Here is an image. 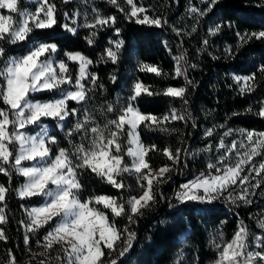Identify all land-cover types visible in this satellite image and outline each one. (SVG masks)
<instances>
[{
  "label": "snow or ice",
  "instance_id": "snow-or-ice-1",
  "mask_svg": "<svg viewBox=\"0 0 264 264\" xmlns=\"http://www.w3.org/2000/svg\"><path fill=\"white\" fill-rule=\"evenodd\" d=\"M70 0H64L69 3ZM90 0H82L87 5ZM25 5L34 4V11L21 7V0H0V12L7 10V14H0V101L5 107L0 108V174L8 177V186L0 184V204L6 207L7 194L12 190L13 175L24 178V183L15 189V194L22 200L39 197L43 203L40 206L28 207L21 205L27 216V221H21L26 229L24 245L31 251L28 233L36 235L45 226L48 230L43 237V243L37 239V246L41 252H33L32 259L44 257L39 264H52L49 255L58 245L55 264H118V259L124 257L133 247L136 233L130 228L137 222V218L144 215L145 210L151 209L159 199H165L159 191L162 184L168 183L173 172L182 174L187 166V157H194L188 148H164L163 155L171 164H164L153 169L148 161L150 151H160L156 145L145 146L138 132L141 125L160 130L174 131L164 127L166 122L191 119L187 112V87H166L162 93H153L142 82L134 83L131 94L123 104H108L100 115L106 120L102 126L96 123L92 112L88 110L89 93L98 85V77L89 71L93 61L80 52H65L66 59L59 57V46L56 43L38 40L36 30L53 29L58 23L57 7L50 0H24ZM107 3L124 13L127 21L137 25L155 26L162 28L168 21L159 16H150L148 9L135 0H107ZM206 7L198 8L189 0L187 12L194 14L196 24L213 12L220 0H200ZM257 6L264 7V3ZM130 9V10H129ZM92 18L85 19L81 25L72 14V25H61L73 35L78 34L80 27L89 29V36L85 37L89 45L95 43L98 31L105 27L112 28L116 24L115 16H103L95 7L91 9ZM87 17V13H84ZM69 19V13H64ZM238 28L231 20H222L208 27L202 41L203 48H207L210 40L222 32L223 28ZM172 30L180 35L179 29ZM120 29L115 28L119 37ZM197 31L194 25L191 35ZM237 47H243L252 40H264V30L259 32L236 31ZM24 45L26 52L19 56H10L5 45ZM108 47L100 55L98 62L119 63L123 39H110ZM165 47H168L165 43ZM171 52V49H169ZM231 52L230 49H225ZM175 61L174 73H164L156 65L141 62L140 71L154 73L157 76L177 79L183 77L186 85L193 82L188 79L189 68L195 64L187 63L186 55L181 52L173 57ZM68 61L78 65V72L72 75ZM264 72V64L258 69ZM115 84L117 77L110 76ZM232 79L239 86V94L252 93L256 90L255 73L248 76H233ZM240 81L243 85L240 86ZM90 84L91 87H86ZM103 88V85H100ZM50 93L48 100L35 99L36 94ZM162 94L167 97L180 98L185 105L184 112L172 108L163 117L143 114L135 102L142 95ZM76 102L79 107L70 108L69 102ZM252 112V106L246 109ZM83 113V119H80ZM107 114L114 118L108 119ZM264 118V101L260 102L259 110L255 113ZM240 115V113H233ZM75 116L74 126L65 132L70 148L59 147L57 134L50 131V126L43 121L50 118L56 121V127L62 131L67 128L69 118ZM91 125V126H90ZM127 126V128H125ZM193 122V127H195ZM217 127L223 129L224 124L213 125L205 129V136L211 137ZM29 128H34L30 132ZM127 132V147L121 143V137ZM238 133L240 140H232L229 145L225 138ZM80 135V143H74V137ZM58 151L53 152V146ZM211 145L200 149L199 152L211 151ZM243 150V151H241ZM220 153L214 162L207 165V173L201 172L194 179L180 184L175 193L176 204L169 203V208L183 205L179 209L182 216L208 215L213 211L210 205L223 200L239 206L240 203L250 205L251 197L256 195V189L264 184V159L256 166L255 157L264 155V131L246 130L243 128H227L217 146ZM231 153L239 159L235 165L228 163ZM125 157L131 160L129 165ZM248 175H242L245 165ZM27 165V166H26ZM90 170L101 181L111 185L116 190H124L128 186L120 179L122 174H135L139 185V195H129L117 198L110 195H93L86 200L81 199L83 185L80 180L82 171ZM255 173V176L251 173ZM255 181V183H252ZM235 186V187H234ZM102 206V208L100 207ZM5 207H0V225L7 222ZM110 212V216L107 214ZM127 218L123 229L118 228L117 218ZM189 229L191 227L190 221ZM256 226L264 230V218L256 220ZM188 233L185 232L186 236ZM7 237L0 227V240ZM122 243V247H120ZM209 245L217 253L215 264H264V234L250 231L241 220L230 241H225L223 232H219L209 241ZM119 248V251H118ZM105 249L107 252H105ZM183 252L177 254L174 264H181ZM9 264H18L9 252ZM115 257V258H113ZM198 264V261H197Z\"/></svg>",
  "mask_w": 264,
  "mask_h": 264
},
{
  "label": "trees",
  "instance_id": "trees-1",
  "mask_svg": "<svg viewBox=\"0 0 264 264\" xmlns=\"http://www.w3.org/2000/svg\"><path fill=\"white\" fill-rule=\"evenodd\" d=\"M50 2L55 3L57 7L58 23L53 29L36 30L34 35L40 41L56 43L59 46L60 58L66 59L65 52H80L93 61L89 71L97 75L98 85L89 93L87 107L93 113L96 123L101 126L106 123L105 118L100 115L101 111H104L108 104H123L137 81L142 82L153 93H162L168 86L187 87L186 108L187 112L191 113V119L166 122L164 127L174 129L170 132L153 130L143 125L139 127L138 132L145 146L156 145L160 150L150 151L148 154L147 158L153 169L166 163L171 164V161L163 155L162 150L166 147L173 151L177 148H188L192 153L198 154L187 157V166L183 168L182 174L173 172L171 180L160 186L159 191L163 193L165 199L158 198V203L151 209L145 210L144 215L137 218L136 224L130 225L131 230L136 233V239L132 249L118 259V264H174L177 254L181 251L184 254L181 264H197V261L198 264H215L217 253L210 247L209 241L219 232H223L225 241H230L239 222L243 220L250 231L264 234V230L256 226V220L264 218V184L256 189V195L251 197L252 204L240 203L236 206L220 200L210 205L213 211L206 216H188L187 213L181 216L178 210L182 209L183 205H177L174 208L168 206L169 203L176 204L175 193L179 190L180 184L192 180L201 172L207 173L208 163L214 162L215 157L220 154L217 146L227 128L264 131V118L255 114L259 110L260 102L264 101V72L258 70L264 64V40H252L238 48L236 36V31L251 33L264 30V7L257 6L259 3H264V0H220L213 12L203 18L199 24H196L194 14L187 12L189 0H135L138 5L142 3L148 9V15L159 16L168 21L162 28L137 25L134 21L125 20L124 13L107 3V0H90L87 5L83 4L82 0H70L69 3H64V0H50ZM192 5L198 8L206 7L205 4L200 3V0H192ZM24 6L32 5H25L21 0V7ZM93 7L105 17L115 16L116 24L112 28L105 27L98 31L97 37L94 38L95 43L89 45L85 39L90 34L89 29L80 27L78 34L73 35L61 25L68 23L69 26H74L71 19L73 13H80L75 18L82 25L86 18L90 20L94 15L91 11ZM65 12L69 13L70 18L67 20L64 16ZM0 13L7 14V10ZM84 13H87V17ZM222 20H231L239 27L233 29L224 27L218 35L207 37L210 43L206 49L203 48L202 41L208 27ZM194 25L197 31L191 35H184V33H191ZM173 26L180 30V35L172 30ZM116 27L121 30L119 37L115 33ZM110 39L124 41L117 64H112L110 61L98 62L100 55L109 46ZM165 43L168 47H165ZM5 47L10 56H19L26 52L24 45L6 44ZM226 48L231 52H226ZM181 52L186 55L189 65H196L195 68H189L187 72L188 79L193 82L190 85H186L183 77L171 79L170 76L166 78L139 70V64L143 62L160 67L164 73L173 74L175 68L173 57ZM68 65L72 75L75 76L77 64L68 61ZM253 73H255L256 90L240 95L239 86L232 77L234 75L248 76ZM113 74L117 77L115 84L110 79ZM243 83L240 81V86ZM100 85H103V88ZM86 87L91 85L86 84ZM51 95L50 93L36 94L35 99L48 100ZM135 104L143 114H152L157 117H163L172 108L177 109L178 112L185 111L182 99L162 94L142 93ZM249 106H252V112L246 111ZM3 107L5 105L0 101V108ZM69 107L77 108L79 105L70 101ZM233 113H240V115L234 116ZM107 118L112 119L114 116L107 114ZM80 119H83V113ZM43 122L50 126V131L57 134L59 147L70 148L68 140L65 139V132L74 126L75 116L69 118L67 128L63 131L56 127V121L53 119L46 118ZM221 124H224L225 128L217 127L213 136H205V129ZM34 130L38 129L29 128L30 132ZM240 139L238 133H233L232 136L226 137L225 141L230 145L232 140ZM73 142L80 143L79 134L74 137ZM121 143L126 150L127 132L121 137ZM209 145L212 146L211 151L199 152L200 149ZM56 151L58 147L54 145L53 152ZM230 156L228 163L235 165L239 157L235 153H231ZM125 159L130 165L131 160L127 157ZM262 159L264 155L254 158L256 166ZM249 167L251 164L245 165L242 175L249 174L247 171ZM251 175L255 176V173ZM120 179L128 186L124 190L114 189L90 170L82 171L80 174L83 185L81 199L86 200L93 195H110L127 199L129 195L140 194L134 173L131 175L124 173ZM23 180V177L13 175L11 184L13 191L7 194L6 207L0 204V207H5L7 220L0 225L7 237L6 240H0V264H9V252L18 264H39V260L44 259V257H37L34 260L32 253L43 251L37 246L36 241L39 239L43 243L48 226L36 235L28 233L31 251H28L24 245L26 234L21 224L24 219V208L21 205L38 206L43 201L39 197L26 200L17 197L15 189L22 184ZM8 183V177L0 174V184L8 186ZM107 214L111 215L110 212ZM117 220V227L121 229L128 223L126 217L117 218ZM184 221H190V229L188 223ZM185 232L188 233L186 236ZM58 249V245L54 246V250L49 254L52 257V264H55ZM105 252H107L106 249Z\"/></svg>",
  "mask_w": 264,
  "mask_h": 264
},
{
  "label": "rangeland",
  "instance_id": "rangeland-1",
  "mask_svg": "<svg viewBox=\"0 0 264 264\" xmlns=\"http://www.w3.org/2000/svg\"><path fill=\"white\" fill-rule=\"evenodd\" d=\"M22 2L24 3V0H22ZM32 6L31 7H29V8H31L33 11H34V9H35V5L34 4H31ZM1 14V13H0ZM65 57V56H64ZM66 58V57H65ZM77 72H78V65H77ZM131 165V164H130ZM156 169H158V168H156ZM194 179V178H193ZM24 183V180H23V182H22V184ZM21 184V185H22ZM20 187V186H19ZM18 187V188H19ZM18 197V196H17ZM41 205V204H40ZM40 205H38V206H40ZM32 207H35V206H32ZM23 221H27V216H26V213H25V211H24V219H23ZM22 227H23V230H24V232H25V234H26V229H25V227L22 225Z\"/></svg>",
  "mask_w": 264,
  "mask_h": 264
},
{
  "label": "crops",
  "instance_id": "crops-1",
  "mask_svg": "<svg viewBox=\"0 0 264 264\" xmlns=\"http://www.w3.org/2000/svg\"><path fill=\"white\" fill-rule=\"evenodd\" d=\"M51 129V128H50Z\"/></svg>",
  "mask_w": 264,
  "mask_h": 264
}]
</instances>
